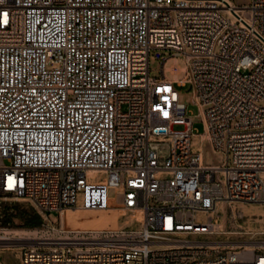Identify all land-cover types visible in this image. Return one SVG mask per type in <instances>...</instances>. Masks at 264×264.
<instances>
[{
    "label": "built area",
    "instance_id": "built-area-1",
    "mask_svg": "<svg viewBox=\"0 0 264 264\" xmlns=\"http://www.w3.org/2000/svg\"><path fill=\"white\" fill-rule=\"evenodd\" d=\"M245 1L0 0V194L140 216L26 247L21 264H264V245H235L219 224L232 204L264 202V0ZM196 137L227 166H204Z\"/></svg>",
    "mask_w": 264,
    "mask_h": 264
},
{
    "label": "rangeland",
    "instance_id": "rangeland-1",
    "mask_svg": "<svg viewBox=\"0 0 264 264\" xmlns=\"http://www.w3.org/2000/svg\"><path fill=\"white\" fill-rule=\"evenodd\" d=\"M237 5H245V0H233ZM163 57H168L171 51L160 50ZM162 61L151 59L150 76L161 77ZM175 64L185 68L187 66L184 56L178 60H170L166 67ZM169 79L176 78L171 72L166 73ZM186 73L178 75L182 79ZM180 102L188 106L193 113L194 133L196 136L205 134L203 118L199 108L194 104V85L178 87ZM264 105V103H262ZM175 127V130H181ZM197 138V137H196ZM198 148L202 152L203 165L206 167H226L227 155L216 152L209 140L201 141L197 138ZM196 140V139H195ZM121 193L118 188L109 189V203L114 204L116 195ZM224 219L227 231L232 233L230 239L235 245L263 246L264 245V202L263 203H235L232 204ZM133 214L116 209L107 211H66L44 213L28 198H19L13 195L0 194V264H20V255L24 248L30 246H47L49 244H63L83 236H99L109 229L120 230L132 226L128 220ZM98 230L101 232H87ZM239 240V243H238ZM243 241V242H242Z\"/></svg>",
    "mask_w": 264,
    "mask_h": 264
},
{
    "label": "bare ground",
    "instance_id": "bare-ground-1",
    "mask_svg": "<svg viewBox=\"0 0 264 264\" xmlns=\"http://www.w3.org/2000/svg\"><path fill=\"white\" fill-rule=\"evenodd\" d=\"M197 138L195 140V144L197 145ZM200 140V139H199ZM112 209V208H110ZM109 210V209H107ZM107 210H82V211H98V212H102V211H107ZM66 211H78V210H64L62 211L63 213H65ZM140 216L138 214H133L130 219L128 220V223H132L133 221H135L136 219H138ZM109 231H116V229H107ZM87 232H101V231H98V230H92V231H86V232H81V233H87ZM243 242V241H242ZM237 243V242H236ZM238 243H239V240H238ZM264 243V242H263Z\"/></svg>",
    "mask_w": 264,
    "mask_h": 264
},
{
    "label": "crops",
    "instance_id": "crops-1",
    "mask_svg": "<svg viewBox=\"0 0 264 264\" xmlns=\"http://www.w3.org/2000/svg\"><path fill=\"white\" fill-rule=\"evenodd\" d=\"M22 254V253H21ZM20 264H21V255H20Z\"/></svg>",
    "mask_w": 264,
    "mask_h": 264
}]
</instances>
